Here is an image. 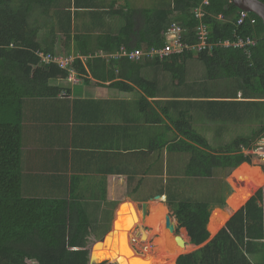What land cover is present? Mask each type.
<instances>
[{
    "label": "trees",
    "instance_id": "obj_1",
    "mask_svg": "<svg viewBox=\"0 0 264 264\" xmlns=\"http://www.w3.org/2000/svg\"><path fill=\"white\" fill-rule=\"evenodd\" d=\"M202 1L168 0L143 28L136 30V23L128 18L118 35L99 36L98 44L94 46L89 36L73 37L71 0L66 4L59 1L60 5L58 0H0V264H91L92 245L100 240L90 216L95 215L101 206L84 205L72 195L69 199L23 196L24 100L60 96L61 87L51 83L69 76L68 69L56 64L40 66L37 52L44 49L52 54L65 55L69 53L74 39L76 52L88 57H94L99 51L116 53L122 47L128 52L158 49L165 45L167 30L174 21L188 29V42L194 44L197 42L198 21L192 11ZM205 11L204 23L210 31V43L235 40L236 36L253 37L259 43L253 49L252 57L248 58L242 49L218 46L200 53L186 51L162 61L147 60L145 64L141 62L143 60L133 61L128 57L113 59L112 62H117L120 70L125 72L124 79L128 80L117 82L115 86L129 91L138 87L148 97H157L159 92L164 95L158 87L160 81L168 79L176 90L183 88L188 62L197 59L205 66L204 79L207 82L233 79L239 90L248 96L245 99L258 100H210L204 102L205 106L201 108L206 117L235 124L255 120L263 126L255 128L249 136H239L227 144L213 147L194 129L189 112L180 111L174 115L162 108L163 115L170 122L166 128L175 131L178 137L170 142L166 137L162 138L161 177L139 179L138 186L122 191L118 200L130 196L133 201L146 202L157 195L169 194L167 201L180 228L187 231L190 243L198 248L182 255L177 264H264V259L259 263L251 257L258 245L264 251V188L257 190L256 195L215 237L208 230L211 207H225L224 185L217 192H203L200 197L192 195L188 199L172 191L176 189L171 180L187 185L190 191L199 190L200 183L212 180L217 172L221 171L227 177L239 166L251 164L252 157L245 155L242 147H249L264 136V102H260L264 100V25L251 14L257 23L251 25L248 21L238 27L239 9L231 0H210ZM37 14L45 19L39 20ZM48 16V20L54 19L51 28L53 36L43 43L40 38L42 31L49 26ZM146 65L158 68L164 78L154 81L142 77L140 70ZM105 66L106 62L101 57L89 58L86 67L79 59L73 64L80 77L86 78L89 69L97 80L103 77L97 70L104 73ZM85 80L88 82V79ZM174 94L179 95L178 92ZM146 96L141 99L142 105H149ZM160 121L166 124L163 116ZM165 151L170 164L166 182L163 168ZM173 160H176L174 166L170 163ZM172 172L176 174L175 179H172ZM152 185H155L154 188ZM251 188L255 186L250 185V191ZM92 208L95 210L93 213ZM136 216L140 224L137 213ZM97 248L100 249L101 245ZM94 260L99 264H108L109 254L100 256L94 253Z\"/></svg>",
    "mask_w": 264,
    "mask_h": 264
},
{
    "label": "crops",
    "instance_id": "obj_2",
    "mask_svg": "<svg viewBox=\"0 0 264 264\" xmlns=\"http://www.w3.org/2000/svg\"><path fill=\"white\" fill-rule=\"evenodd\" d=\"M59 1L64 4L69 2L58 0V5ZM167 1L71 0L73 37L89 36L90 42L96 46L99 36L118 35L126 26L128 18L136 23V30L143 28L148 19L155 16V12L161 9L162 4L166 5ZM48 19L49 16L46 18L49 26L42 31L43 38L40 40L43 43L53 36L51 27L54 19ZM75 44L74 39L69 53L63 55L73 60L72 65L67 68L68 78L51 83L61 87L60 96L24 100L22 193L26 198L38 199H69L72 195L84 205L101 206L96 212L98 214L105 210L111 211L105 236L113 228L116 208L122 205L126 198L130 200L125 201L123 207L120 206L121 216L117 215L115 224L120 220L121 227L126 228V218L132 214L130 203L133 205L135 201L133 202L130 196L118 200L121 192L136 188L139 179L146 176L153 180L161 177L162 138L166 137L170 142L178 137L175 131L166 128L170 122L163 115L162 108L174 115H178L180 111L189 112L194 124L196 117H206L204 110H201L202 106H205L204 102L258 100L245 99L248 96L239 90L233 79H222L209 85L207 81L205 83L202 77L204 70L198 65L197 59L188 62L185 86L179 90L170 84L169 88H165L164 83L158 87L165 94L159 92L157 97L146 96L138 87L130 91L125 90L115 86L117 82L128 80L124 79L125 72L120 70L117 62L108 58L114 53L99 51L94 57L82 56L76 52ZM97 57L106 62L104 73L96 69L103 77L99 80L93 78L89 69L86 78L80 77L73 67L74 62L79 59L86 67L89 58ZM119 58L121 57L116 59ZM147 60L150 61L145 58L141 62L145 64ZM140 74L154 81L164 78L155 66H144ZM85 79H88V82ZM177 92L179 95L174 94ZM144 96L149 105L141 104ZM162 116L166 124L161 123ZM231 123L235 124L233 121ZM221 127L226 128L224 122ZM164 153L166 182L170 164L167 162L166 151ZM152 186L154 188L155 185ZM94 211L92 208L91 212ZM126 211L130 213L127 214ZM115 230L118 229L115 227ZM262 250L258 245L251 254L255 262L261 263L264 259Z\"/></svg>",
    "mask_w": 264,
    "mask_h": 264
},
{
    "label": "rangeland",
    "instance_id": "obj_3",
    "mask_svg": "<svg viewBox=\"0 0 264 264\" xmlns=\"http://www.w3.org/2000/svg\"><path fill=\"white\" fill-rule=\"evenodd\" d=\"M37 11L41 12V10L40 11L37 10ZM37 17H39L38 18L39 20H44L41 18V16L39 14H37ZM43 33L44 32H42V37L40 38V40H42V38H43ZM196 62H198V61L196 60ZM198 65L200 67H202L204 70V73L202 75V77L204 78V76L206 75L205 66L202 63H199ZM204 81L206 83L205 79H204ZM160 82L162 84L163 83L165 84V86H166L165 88H169L170 86H172V84H170V81L168 79H166L165 81H160ZM161 83H160V86H161ZM169 84H170V86L168 87ZM207 84L209 85L210 83L207 82ZM203 87H208V86L203 85ZM260 101H263V100H260ZM192 124H193V122H192ZM238 124L236 125V124H233L231 122H228V123H225L226 128H222L221 127V125H222L221 121H214L211 118H207V117H196L194 120L193 127L200 135L207 138L210 145H212L213 147H219L220 145L222 146L224 144L231 142L233 139H235L239 136H249L251 134V132L254 131L255 128H259V127L263 126V124H260L259 122L255 121V120H251L250 122H245V123H242L239 125ZM170 163H171V165L174 166V164L176 163V160H173V162H170ZM246 164L249 166L257 167L259 170L262 171V174L264 176V162L261 161L260 159H258V157H255V156L252 157V163L251 164L246 163ZM238 170H239V168H237L236 170H233L232 172L229 173V175L227 177L225 176V174L223 172H221V171L217 172L216 176L212 180H209L208 182H206V181L201 182L199 190L193 189L192 191H190V189L188 188L187 185H185V184L181 185V182L178 183L177 181L171 180L172 186L174 185L175 189H176V190H172V191H173V193H176L177 195L183 194L184 198L188 199L192 195L200 197L202 195L201 193H203V192H208V191H211L212 193L217 192L220 189V186L224 185V187H223L224 193L223 194L226 195L225 207L220 208L219 206L217 207L216 205L211 207V215H210L211 220H209L210 225H208V226L209 227L211 226L213 216L215 214L214 211H217L218 209H219L218 211H222V213L224 214V215H222V219L220 221V223H223V222H226L228 220V218H229L228 214L234 215L235 213H237L240 210V208L243 205H245L247 202H249L250 199L260 189L264 188V182L259 184V185L253 181L247 182L246 184H242L243 182L239 181V180H241V178H239L238 176L236 177V173L238 172ZM172 174H174V173L172 172ZM175 176H176V174L173 175L172 179H175L176 178ZM205 182H206L207 187H205V185H204ZM250 185L255 186L254 189L251 188V191L249 189ZM241 188H244L246 191L247 199H245V200L240 198V196H242V195H241V192L238 190H240ZM173 193H171V194H173ZM168 195L167 196L164 195L163 196L164 198H162L158 201H147L148 202V206H147L148 214L145 217H144V215L140 216L139 221H140L141 229H140V227H138L139 229L135 230L133 241L131 240L130 234L132 233L133 228H136L137 225H136L135 220L131 221V216L130 217L127 216V218H126L127 223H128L127 227H126L127 229L126 228L123 229V227H121L120 229L115 230L118 233V238H116L115 240L112 241L113 244H111V246L109 247L108 252H107V250H104L101 247L100 249L95 248L94 253L100 254V256L102 254H105V253L109 254V258H110L111 263L109 262L108 264H112V263L122 264V263H119L117 261L119 259L116 257V255L119 254V251H120L118 243L120 242V239H123L126 237V233H127V235H128L127 237L129 239V242H130L129 244L131 245L130 251H134L136 254L140 255L141 257H145L146 254L149 256L155 255V256H153V260H154L153 262H155V264H170L169 262L166 261L165 255L160 256V257L158 255V254H160L159 253L160 251L158 249V245L160 243H162V240H163L161 235L159 234L160 232L158 233L157 228H159V227H160V231H161L162 235L166 233L169 236L171 243L168 245L175 247V248H179V246L177 245V243L174 239V234H172L166 228V216L167 215L171 216L172 220L175 222L176 234L183 236L185 241H186V246L184 249H182L183 251L181 252V254L179 256L185 255V254H188V253H191V252L197 250L198 248L189 242V237L185 233L186 230L184 228H180L178 221L174 216V212H173L171 206L169 205V202L167 201L168 197H169ZM236 199H238L239 201L240 200L243 201V204L238 209H235L233 207ZM130 202H132V201H130ZM155 204H160L164 208V209L163 208L162 209L164 211H166L165 217L164 216L162 218L159 217L158 220H156V221L150 220V214L152 211L151 206L152 205L154 206ZM216 208H218V209H216ZM226 209H228V210L226 211ZM126 212H127V214L130 213L128 211H126ZM109 213H110V211L105 210V212H102L101 214L95 213V215L90 216L91 222H92L94 228L96 227V229H97L96 235H97L98 239H102L104 237V234L107 232V230L109 228L108 227ZM225 214H227V215H225ZM117 215L121 216V211ZM209 227H208V229H209ZM144 234L147 235V239L143 238ZM215 235H216V232H214L212 234L213 237H215ZM107 240H108V238H107ZM107 240L105 241V243H107ZM134 241H136V242H134ZM99 245H101V244H99ZM121 249H122V252H125V253L129 252L128 249H125V248H121ZM114 251H115V253H114ZM178 257L174 260V262L172 264H177V260L179 259Z\"/></svg>",
    "mask_w": 264,
    "mask_h": 264
},
{
    "label": "built area",
    "instance_id": "obj_4",
    "mask_svg": "<svg viewBox=\"0 0 264 264\" xmlns=\"http://www.w3.org/2000/svg\"><path fill=\"white\" fill-rule=\"evenodd\" d=\"M210 5V0H203L201 5L194 8L192 13L198 21L196 28L197 42L191 44L188 42V29L182 26L179 22L174 21L168 28L166 33L165 45L162 48L150 49L148 51L134 50L128 52L125 47H122L119 52L109 55L108 58L116 59L118 57H128L130 60L139 61L145 58L149 60H164L165 58L172 57L174 55H182L186 51L200 53L206 50H211L213 47H234L236 49H242L248 58L252 57L253 49L258 45L259 40L253 37L242 38L237 36L234 41H224L219 44L209 42L210 31L207 25L204 23L206 17L205 8ZM239 18L237 26L241 27L246 22H250L251 25H255L257 20L252 17L249 12L239 10ZM11 47H14L11 45ZM40 58V66L56 64L63 69H67L73 63L72 58H65L63 55H56L44 50L37 52ZM242 152L251 157H258L264 162V136L252 143L249 147H242Z\"/></svg>",
    "mask_w": 264,
    "mask_h": 264
},
{
    "label": "bare ground",
    "instance_id": "obj_5",
    "mask_svg": "<svg viewBox=\"0 0 264 264\" xmlns=\"http://www.w3.org/2000/svg\"><path fill=\"white\" fill-rule=\"evenodd\" d=\"M239 177V178H241V180H239V181H241V182H243V184H246L247 182H250V181H253V182H255V183H257L258 185L259 184H261V183H263L264 182V176H263V174H262V171L261 170H259L257 167H253V166H249V165H247V164H243V165H241L240 167H239V170H238V172L236 173V177ZM238 191H240L241 192V195L242 196H240V198L241 199H243V200H245V199H247V194H246V191H245V189L244 188H241L240 190H238ZM158 201V200H157ZM235 201V200H234ZM126 204V202L125 203H123L122 205H121V207H123L124 205ZM243 204V201H239L238 199H236V201H235V204L233 205V207L235 208V209H238L241 205ZM130 205H131V210H132V215H131V221H133V219L136 221V225H137V227L136 228H138V227H140V224H139V222H138V220H137V216H136V213H137V215H138V218H140V216H142V214L140 213V211H138L137 209H136V206H135V203H133V205H134V207H133V205L130 203ZM244 206V205H243ZM242 206V207H243ZM120 207V208H121ZM241 207V208H242ZM135 208V209H134ZM163 207L160 205V204H155L153 207H152V213H151V215H150V220H158V218L160 217V218H162L163 216L165 217V214H166V211H164L163 209H162ZM240 208V209H241ZM219 210V209H218ZM214 211V216H213V220H212V224H211V226L209 227V230L213 233L214 231H216V229H218V227L220 226V221H221V219H222V215H224L223 213H222V211ZM119 212H120V210H119ZM118 212V213H119ZM226 213V212H225ZM228 214V213H227ZM227 214H225V215H227ZM229 215V217L230 216H232L233 214H228ZM133 216V217H132ZM164 219V218H163ZM160 221V220H159ZM225 221V220H224ZM154 223V222H153ZM139 225V226H138ZM115 227H116V229H120L121 228V225H120V220L119 221H117V223L115 224ZM136 228H133V230H132V233L130 234V237H131V240L133 241V237H134V233H135V230H136ZM158 229V233L161 235V237H162V243H160L159 245H158V249H159V253L160 254H158L159 255V257L160 256H164L165 255V257H166V261L167 262H169L170 264H172L173 262H174V260L181 254V252L183 251L182 249H184L185 248V246L184 247H179V248H175V247H172V246H169L168 244H170L171 242V240L169 239V236L165 233V234H163L162 235V233H161V231H160V227L159 228H157ZM123 231V230H122ZM121 235V234H120ZM128 235H127V233H126V237L125 238H123V239H120V242L118 243V245H119V250L121 251H119V254H117L116 255V257L119 259V260H117L119 263H122V264H155V262H153L154 260H153V256H155V255H153V256H149V255H147L146 254V256L145 257H141L140 255H138V254H136L134 251H130V249H131V245L129 244L130 242H129V239H128V237H127ZM144 239H147V235L146 234H144ZM107 238H108V240H107ZM106 238V240H107V243H103V244H101V243H97L96 244V246H95V248H97V247H99V244H101V247H102V249H104V250H107V252H108V250H109V247L111 246V244H113V240H115L116 238H118V233H117V231H115V232H113V234L112 235H110V236H108ZM182 238L184 239V237L182 236ZM175 239V238H174ZM105 240V241H106ZM184 241H185V239H184ZM134 242H136V241H134ZM133 242V243H134ZM185 243H186V241H185ZM132 244V243H131ZM125 248V249H128L129 250V252H122V249L121 248ZM95 250V249H94ZM157 250V249H156ZM152 251V250H151ZM114 253H115V251H114ZM153 254V253H152ZM151 255V254H150ZM122 257V258H121Z\"/></svg>",
    "mask_w": 264,
    "mask_h": 264
},
{
    "label": "water",
    "instance_id": "obj_6",
    "mask_svg": "<svg viewBox=\"0 0 264 264\" xmlns=\"http://www.w3.org/2000/svg\"><path fill=\"white\" fill-rule=\"evenodd\" d=\"M231 2L239 9V10H242V11H246V12H249L250 14L258 17L263 25H264V2L261 1V0H231ZM240 167V166H239ZM238 167V168H239ZM164 197L162 196H155L154 198L150 199V201H157V200H160ZM127 200H130L129 198H126L125 201ZM124 201V202H125ZM132 201V200H131ZM123 202V203H124ZM134 202V201H133ZM122 203V204H123ZM135 206H136V209L138 211H142L143 212V215L144 217L148 214V211H147V206H148V202H139V201H135ZM121 206V205H120ZM120 206H118L114 212V220H113V228L100 240H98L97 242H95L93 245H92V248H91V259H90V262L91 264H99L98 261H95L94 260V249H95V246L97 243H101L103 244L106 240V238L110 235L113 234V232H115V220L117 218V214L119 212V208ZM234 216V215H233ZM233 216H230L228 218V220L226 222H223V223H220V226L218 227V229H216V235L223 229L226 227V225L228 224V222L232 219ZM211 220V219H210ZM210 223V222H209ZM179 224V223H178ZM166 228L172 233L174 234V238H175V241L177 243V245L179 247H184L186 245L184 239L182 238L181 235H177L176 234V225H175V222L172 220V217L167 215L166 216ZM137 230L139 228H136ZM141 229V227H140ZM209 230V229H208ZM209 232L211 233V231L209 230ZM213 232V233H214ZM211 233V234H213ZM186 234H187V231H186ZM215 235V236H216ZM144 236V235H143ZM188 236V234H187ZM189 237V236H188ZM144 238V237H143ZM189 242H190V238H189ZM182 256V255H181ZM181 256H179L178 258H180ZM105 261H108L109 260H105ZM105 261L101 262V263H104Z\"/></svg>",
    "mask_w": 264,
    "mask_h": 264
},
{
    "label": "flooded vegetation",
    "instance_id": "obj_7",
    "mask_svg": "<svg viewBox=\"0 0 264 264\" xmlns=\"http://www.w3.org/2000/svg\"><path fill=\"white\" fill-rule=\"evenodd\" d=\"M140 213H143V212L140 210Z\"/></svg>",
    "mask_w": 264,
    "mask_h": 264
}]
</instances>
